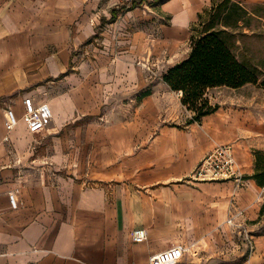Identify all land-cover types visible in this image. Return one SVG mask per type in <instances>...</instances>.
<instances>
[{"label":"crops","instance_id":"0c3cea01","mask_svg":"<svg viewBox=\"0 0 264 264\" xmlns=\"http://www.w3.org/2000/svg\"><path fill=\"white\" fill-rule=\"evenodd\" d=\"M102 1L120 8L119 17L110 11V23L149 8L114 0H0V95L12 94L30 77L23 67L28 51L35 55L38 48L43 52L56 45L63 50L59 61L68 62L81 30L93 29ZM212 1L159 2L169 18V37L190 36V24ZM217 88L227 87L210 90ZM232 90L245 96L241 102L218 106L200 122L188 123L66 122L75 117L78 104L70 91L56 89L58 97L48 103L53 121L44 130L29 133L20 120L27 133L11 135L17 125L8 134L21 159L29 162L40 154L44 164L0 169V264H148L152 255L173 246L183 249L174 264H204L188 256L203 255L206 243L220 241L234 212H243L246 230L258 229L264 222V186L252 175L256 151L264 162V88L246 84ZM27 96L46 102L34 92ZM23 97L13 108L19 116ZM3 143L0 135V160L8 159ZM225 144L232 145L242 186L192 180L205 154ZM20 173L26 177H17ZM10 191L16 192V209L9 203ZM138 228L147 233L141 243L131 238ZM251 236L255 249L246 259L219 264H264V232Z\"/></svg>","mask_w":264,"mask_h":264},{"label":"rangeland","instance_id":"374dc122","mask_svg":"<svg viewBox=\"0 0 264 264\" xmlns=\"http://www.w3.org/2000/svg\"><path fill=\"white\" fill-rule=\"evenodd\" d=\"M159 5L139 8L133 15L110 23V11L115 9L116 17H119L120 8L116 9L110 2H100L95 10L98 15L93 29L81 30L82 39L69 49L71 58L68 62L59 61L58 55L63 50L58 51L56 45L45 47L43 52L38 48L35 55L28 51L24 54L26 63L23 67L30 77L26 76L20 89L12 94L0 95V114H5L7 108L15 109L19 106L17 102L30 92H34L36 99L49 103L50 99L58 97L55 90L60 87L70 91L78 104L75 117L66 122H110L116 118H123L124 121L188 122L192 114L181 105L179 93L171 91L162 77L169 67L189 53L190 36L196 34L192 31V24L198 22V18L188 28L190 36L174 40L166 33L169 18L160 12ZM212 6L216 7L214 13L209 11ZM200 13H205L206 24L214 20L216 29L224 30L223 39L233 54L255 69L261 82L264 79V0H214ZM219 23L225 27H219ZM38 33H51L53 37L57 32ZM42 72L47 75L43 77ZM255 86L260 88L259 84ZM146 92L149 95L143 97ZM239 93L238 90L217 88L209 90L207 98L212 105L226 107L241 102L240 99L245 96ZM3 123L0 122V135L3 136L8 159L1 158L0 169L5 166L22 169L44 164L40 154H35L29 162L21 159L17 154L20 147L4 140L9 133ZM21 128L19 122L11 135L27 133ZM46 163L52 167L50 160ZM17 177L22 179L26 176L20 173ZM240 222L242 227L226 223L228 232L220 241L206 243L203 255L188 257L204 264L238 263L240 259H246L249 253L243 233L247 222ZM257 227L250 228L249 233L260 235L264 232V222Z\"/></svg>","mask_w":264,"mask_h":264},{"label":"trees","instance_id":"16d2710c","mask_svg":"<svg viewBox=\"0 0 264 264\" xmlns=\"http://www.w3.org/2000/svg\"><path fill=\"white\" fill-rule=\"evenodd\" d=\"M209 11L214 13L216 7L212 6ZM204 15L198 14V22L192 24V31L196 34L190 36L187 56L169 67L162 77L171 91L180 94L181 105L192 114L188 123L200 122L217 110L218 106L210 104L207 98V92L212 88L237 89L246 84H259L264 88V79L259 82L255 69L239 61L233 54L223 39L224 30L216 29L214 20L206 24ZM111 19H115L114 14ZM219 24V27H225L223 23ZM147 95L148 92L143 97ZM254 155L256 171L252 178L259 186H264V162H260L262 155L258 151ZM261 212H264V204Z\"/></svg>","mask_w":264,"mask_h":264},{"label":"built area","instance_id":"2783aa9c","mask_svg":"<svg viewBox=\"0 0 264 264\" xmlns=\"http://www.w3.org/2000/svg\"><path fill=\"white\" fill-rule=\"evenodd\" d=\"M116 4L121 1L126 3L152 6L163 0H114ZM23 111L19 116L12 108H7L4 114V129L11 132L21 120L29 133L35 134L44 130L52 121L53 113L51 107L46 102L36 103L31 97H23ZM9 138L5 136L4 140ZM190 178L199 182H223L234 181L236 188H240L243 183V175L240 173L233 154L231 144L218 145L205 154L201 161L194 168ZM8 200L13 209L17 208V196L15 192H8ZM243 216L242 211L234 212L226 223L234 227H242L240 222ZM244 243L249 255L254 251L255 244L248 230L244 228ZM147 233L143 228L134 229L131 232L132 241L141 243L146 240ZM183 249L180 246H173L167 250L160 251L152 255L148 264H174L182 258Z\"/></svg>","mask_w":264,"mask_h":264}]
</instances>
